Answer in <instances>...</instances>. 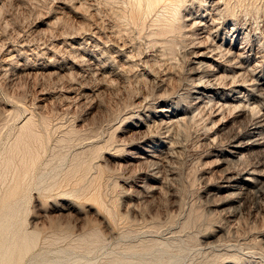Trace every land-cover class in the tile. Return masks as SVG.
<instances>
[{
  "label": "rangeland",
  "instance_id": "1",
  "mask_svg": "<svg viewBox=\"0 0 264 264\" xmlns=\"http://www.w3.org/2000/svg\"><path fill=\"white\" fill-rule=\"evenodd\" d=\"M261 118L264 0H0V264H264Z\"/></svg>",
  "mask_w": 264,
  "mask_h": 264
},
{
  "label": "bare ground",
  "instance_id": "2",
  "mask_svg": "<svg viewBox=\"0 0 264 264\" xmlns=\"http://www.w3.org/2000/svg\"><path fill=\"white\" fill-rule=\"evenodd\" d=\"M196 59L198 61L197 64H199V63L203 62L204 60L212 59V57L208 56L207 53L201 52V53L197 54ZM198 73L199 72H196L195 75L199 78L200 75ZM199 87L200 88L194 92L195 93L194 98L196 100V103H198V104L201 102L202 96H206L207 93L217 95V92L220 88V87L218 88L216 86L206 87L205 85L204 86L201 85ZM235 93H237V92L235 91ZM166 117H168V116L166 115L165 118ZM263 135H264V118L252 119L248 123V125L246 126L243 133L234 134V136L231 137L234 150H232L229 153L233 156H237L243 147H259V146H261L262 140H263ZM252 174H253L252 172L251 173L243 172V173L232 175V176L229 174V176L226 180V183L224 185V188L226 190L241 189L244 192L243 194L248 193L251 191L253 183H256V182L259 183V179H256L255 182H252V180L250 179V176Z\"/></svg>",
  "mask_w": 264,
  "mask_h": 264
}]
</instances>
